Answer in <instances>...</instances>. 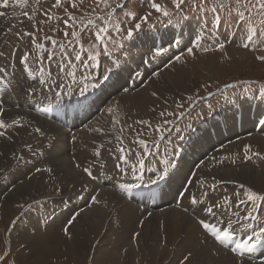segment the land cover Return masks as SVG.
Segmentation results:
<instances>
[{
  "label": "rangeland",
  "instance_id": "1",
  "mask_svg": "<svg viewBox=\"0 0 264 264\" xmlns=\"http://www.w3.org/2000/svg\"><path fill=\"white\" fill-rule=\"evenodd\" d=\"M54 2L55 0H27V2H24V0H22L20 4H16L14 2L13 6H8L7 9L1 7L0 10L3 9L7 13L9 18H6L4 26L0 29L2 30V33L0 34V51L7 52V54L10 55V57H12V60H15L18 63V67L20 70H22V66L19 63V58L22 52L30 51L31 53L30 69L36 72L35 74L41 73L39 71L40 68H44L45 69L44 72H48V73L50 70L51 75L55 76L60 84L68 86L60 90V91H64V93H68L69 91L67 90H70L71 88H72L71 90H73L74 88L78 93L82 92V89H86L85 92H96L102 89V87L106 86V84L110 80L120 79L117 77L118 74L117 72L119 70H121L122 72L123 68L129 67L126 66L127 64L126 65L123 64L124 62L123 61L124 56H122L123 50L125 48L128 49L129 48L128 46H131V48H133V50L135 51V52L134 51L131 52L132 54L131 57L133 56V54L134 55L139 54L140 52H142V50L137 48L136 41L138 42L139 40L146 38L147 36L151 37L152 36L151 34H153L154 31L164 27L167 23H169L168 25H170L168 28H170L171 26L174 27L177 24H183L186 27L185 24L186 22L195 21V20L198 21L200 19L203 20V25L204 23L205 24L209 23L208 17H206L205 13L196 11L191 6L194 3V0H186V3L182 6L183 7L182 13H176V10L174 9L173 6V0H156L157 3L166 5L173 12V15L170 18H167V17H162L160 16V14L155 13L153 11V14L150 17L149 21L142 25L141 30L138 33H136V35L131 40L120 41L119 34H117L113 30H110L113 39L123 43V47L122 48L117 47L116 45L109 42V46L113 49L112 52L107 55H101V57L95 63H93L90 59H88V57L94 54L92 53L91 45L95 42V36L92 34V30L85 29L84 31H81V28L83 27V25L87 24V21L89 19H94L97 15H104V13L107 12L108 10L107 9L101 10L100 8H97L95 12H92L91 6L93 5V0H84V3L80 5L78 9H72L67 3V0H65V2L63 3V7L60 9H53V13H52L54 17H64L66 19L67 17L65 16L63 9L67 8L69 12H72L76 16L77 27L74 29L65 28L62 21L58 19H52L46 21L45 17L43 16V12L49 9ZM209 2L211 3V0H209ZM0 3H2V0H0ZM127 7L135 11L139 15H142L148 11H152V9L147 3V0H127ZM25 12H27L31 18L26 17L24 15ZM117 18H119V20L122 21V27L131 26V21H128L119 10L113 17L114 20ZM252 19L255 24H258L260 19H262V17L253 16ZM29 21L32 22L28 23ZM167 29L160 31L159 32L160 35L166 32ZM196 29H197V34L200 35L201 38L195 41L193 40L189 44V45L192 44L194 45L193 50L195 56L193 57L188 55V52L180 55L183 61L181 63H183L187 68V70L189 71V77H188L189 79L188 81L182 84L181 95L179 94L175 97L173 96L174 104L167 109L168 111L165 112V113L172 112L175 113V115L173 116L166 115L164 117L159 116L158 120L152 122L150 121L152 127H149L145 124L138 123V121L141 120L149 121L148 119L138 116L137 114H135V112H133V110L130 107H127L119 114L120 115L119 117L111 118V120H109L111 127L116 126V128L119 129L120 132L119 136L122 141V143H120V146L122 147V149L126 150V152L124 151L123 153L125 161L122 164L123 166L122 168L124 170L122 175L124 176H131L130 172H134L135 170L136 173H139L141 171L139 169L141 167L140 164L141 160L136 158V156L133 157L134 163L132 164L133 170L134 168L135 170L127 171L126 169V167L131 164L130 163L126 166L128 161V152L130 149H132L130 147L132 146L136 148L135 145L139 144L140 140L147 141V148L146 149L143 148V150H145L144 153H147L151 149L161 146V141L164 136L168 137L172 133L174 134L176 132L190 130L191 122L193 121L194 118L200 116L201 119H203L205 117L200 113L202 112L210 113L211 111L220 110L221 108H223L224 98L227 101L238 100L242 98L240 99V101L242 102L246 98H251V97H254L256 99H264V87H262V85H264V63H261L258 60H256L255 54L253 52L238 46L241 43V40L233 39L231 35V33L236 30L232 28L231 25L228 23L226 24L221 23L220 41L223 42L225 39H227L231 42L227 43L226 48L223 51H217V50L204 51L205 48L215 49L216 38L215 36H211L212 40L209 41L206 38L209 35L208 33L205 34L204 32V34L202 35L201 30L197 25H196ZM10 31H16V33H11ZM65 31L69 33L68 37L64 36ZM72 31H76L78 33V36L73 37L71 35ZM30 32L34 33V36L29 37L25 35L26 33H30ZM156 36H158V34ZM52 39L57 41V46L55 48H53V45L50 42ZM33 40H35L36 43L43 44L44 48L43 49L37 48L36 44L32 43ZM69 41H72L73 43L70 45ZM197 44H199L200 46L197 47ZM60 45H65L64 51H67L69 57L73 58L72 63L73 65H75V67L65 68L66 58L62 55V50L59 47ZM81 45H83V49L85 50L83 56L84 62L89 65V67L87 68L82 67L81 62L76 61L74 59L75 53L81 50ZM237 51L247 54L246 56L247 58L242 57V55H239L238 57L233 56L232 53ZM49 54H53V59L51 60L49 59ZM137 56H135V58ZM41 57H43V60H41ZM111 58H113V60ZM174 62L176 61L174 60ZM108 68H113V72L110 74V79L107 82H103L102 87L93 88L92 84L95 83L96 79L100 77L102 74H104L105 70ZM61 69H63V71H61ZM72 71L76 72V76H75L76 83H72L73 78L67 74ZM125 72L124 73L122 72L123 77L120 80L123 81L125 84H128L132 91L134 90V88H132L131 84L132 83L134 84L135 82L136 72L135 71L133 73L131 72L125 73ZM145 74L146 77L143 84L141 83V85L139 86L137 85L135 91H140L141 89L146 88L152 80H156L155 79L157 77L156 75H153L147 71L145 72ZM84 77H87V79L85 80ZM245 81L249 83H244ZM171 89L174 90L173 88ZM171 92L172 91L169 90V93ZM123 95H125L124 92L123 94H119L116 97L117 99H120L121 96ZM189 96H192L193 100L189 101L187 99ZM114 99L109 100L105 108H108V106ZM180 104H182L183 107H178V105ZM3 108L5 109V113L16 114L18 112V109L13 110V109H7L5 107ZM120 109L121 107L115 110L117 114L119 113ZM181 113H183V115H181ZM100 115L101 114L97 116L96 120L99 119ZM103 116H104V112L102 114V117ZM165 120H170L171 123L164 124ZM116 121H119V123H115ZM51 125L53 130L57 131L61 135L65 132L63 135L64 136L65 134L67 135L66 131L62 130L63 128L60 127L59 125L56 124L57 125L56 126L49 123V126ZM161 125H163V130H164L163 136H161L160 133L156 131L157 127H160ZM43 134L44 135L48 134V131H44ZM258 136L259 137L261 136L262 138L264 137V135H258ZM79 137L81 139L80 134ZM36 139H37L35 140L36 142L34 141L31 144L29 143V145L27 146L28 148H30L29 151L32 149L35 153H37L39 159H37L32 166L27 168L19 178L16 177L11 178V177L14 174L12 172L18 169V167H16L18 164H22V163L26 164L28 162L27 157H25L26 159H22V160L18 159V157L21 156L20 155L21 151H19L20 153L14 152V156H12V160L4 163L0 168V176H1L0 188L4 186L1 189V194H0V256L4 255L5 252L9 253V255L2 262H0V264H13V262L14 264H23L22 261L20 262L18 260L16 250L13 249L12 243L13 241H17V236L20 229L24 228L23 224L26 221L25 217H27L30 213L36 211L39 208L40 203H42L41 207H43L46 204L45 195L35 191L30 193V196H28V198L26 197V199L22 198L23 197L22 196L21 197L22 201L19 203L15 202V204H13V209L1 208V205L8 196V194L16 190L18 184L20 185L22 183L24 184L26 181L28 180L31 181L34 178L41 176L43 174V170L41 172H36L35 171L36 169L33 168L35 167L40 169L52 168L53 170L52 173H48V172L46 173V179H45L46 186L44 188L46 195L51 193L55 195V192L53 191V187L55 185V179L58 177V166L61 164V162L60 160L57 161V159L53 162L51 160V157L46 155L44 152L45 150H47L48 152L52 151L49 150V148H51L52 145L54 144L56 137L51 136L49 139H40L36 137ZM68 141L70 142L71 139ZM140 146L144 147L143 145ZM53 148L54 147H52V149ZM22 151H24L23 154L24 156L26 153L28 154L31 153L28 152L27 148H24V146L22 148ZM255 151H260L262 154H264V152H262L259 149H255ZM70 152L72 151L69 150L66 152V157L69 155L67 158H69L68 160L70 161V164H73L74 162V159H72L73 153L70 154ZM136 153L138 154L140 153V151L136 149ZM249 155L251 156L252 153H249ZM231 156L232 157L228 156L229 158L225 160L223 163H217L216 160H212L213 157L212 154H210L207 158L213 163L212 167L215 173L220 174L221 176H223L222 174H224L226 171L229 170L237 169L241 173L242 170L252 169L254 172L261 171L260 173L263 174V178H264V172H263L264 159L256 158L254 156L252 157V159H245L243 157V153H239ZM200 165H202V162L200 163ZM145 167H147V165L144 162L143 168ZM71 169L72 171L75 172L77 170V166L71 165ZM18 171L19 169L17 170V172ZM114 171L115 173L118 172V168H115L113 172ZM124 172L126 174L129 172L130 174L128 173L127 175H125ZM5 177L6 179H4ZM239 179L243 180L240 177ZM223 181H224L223 183L219 182L216 184L215 188H217L219 184H223L217 188L218 190L217 194H219L221 191L222 192L219 194L218 197L216 195L212 198V205L216 204L218 201H221L224 196H230L232 199L233 207L229 210H225L221 208L220 211L221 214H219V217L223 219L224 216L227 219H231L233 221L232 222L233 224L236 223V221L238 220V218H234L236 217L233 215L234 211L239 212L240 216H243V214H246L249 210L242 208H249L250 211L252 210V206L250 204L239 205L238 207L236 206L239 200L245 199L243 193L246 192L248 188H252L254 191L260 194H264V181L257 182L256 184V182L252 179V177H246L245 180L239 181L238 183H234V184L228 183L226 179H223ZM241 184L245 185L244 189L240 188ZM110 195L114 199H118V197H121L115 191L110 192ZM58 197L61 198V196H56L53 198L57 200ZM66 197L64 202H66ZM37 201H39V203H36ZM60 201L62 200L60 199ZM121 202L123 203L126 201L121 200ZM19 205H23V207H20ZM65 205L67 208V202L65 203ZM256 207L259 210L257 214L259 216H264V208H261L259 203H257ZM87 209L88 208H83L78 211L76 210V212H80L81 215ZM216 209L219 210V208ZM62 210H65V208L63 207L61 211ZM164 210L165 209L159 210L162 213L153 214V211H149L142 208L139 209V211L143 216L140 217V222L137 224L138 228L139 227L143 228L145 221H147L151 217H161ZM75 213H69L68 215L65 216L66 222L64 226L66 225L68 227L72 226V224L68 225L67 222L70 219V217ZM148 213H151V216H148ZM227 214L231 215L232 217H228ZM79 216L76 218L75 222L79 220ZM13 221H16L15 224L13 223ZM141 221H143L142 226H141ZM193 221L196 225L199 226L196 220L193 219ZM40 228L43 230L46 229L44 224L42 226L40 225ZM29 230L33 234H35L36 232V230L33 229L32 227ZM199 230L203 236L208 237L210 240L212 239L211 237H209L208 235L202 232L200 226H199ZM256 230L258 231V228ZM117 237H118L117 234H113V239L116 238L114 240V243L117 242V245L114 244L110 246L109 248L110 252L117 246L123 244V242L124 243L131 242L129 240L130 238L127 236L119 240L117 239ZM135 239L136 238H133L134 241L131 242L132 244L136 243L137 239L136 240ZM212 242L215 243L213 239ZM216 245L218 248L222 249V247L218 243ZM160 251H162V249H160ZM222 251L231 254L234 257L231 251L224 249H222ZM186 254L187 253L183 255L182 254L176 255L175 258L164 257L165 259H161L156 264H180L181 260L183 259V256ZM246 260L248 262L249 260L250 262H257V263L259 262L260 264V261H253L247 258ZM101 261L103 260L96 261L92 253L91 254L85 253L83 258L79 259V261H74L72 263L67 262L66 264H97L100 263ZM138 264H141V259L139 260ZM142 264H144V262H142Z\"/></svg>",
  "mask_w": 264,
  "mask_h": 264
},
{
  "label": "bare ground",
  "instance_id": "2",
  "mask_svg": "<svg viewBox=\"0 0 264 264\" xmlns=\"http://www.w3.org/2000/svg\"><path fill=\"white\" fill-rule=\"evenodd\" d=\"M13 4L14 1L9 0V6H13ZM0 12L4 13L3 16H0L1 29L5 24L6 18L9 17L3 9ZM172 29L178 33V35L174 36L184 37L188 45L194 40L193 37L197 33V29L196 31L188 29L183 24H177ZM184 30H187V32L185 33ZM168 32L169 28L161 35L170 37ZM1 33L2 30H0ZM128 47V49L125 48L123 50L122 56L131 65L134 59V54L131 57V52L134 50L131 46ZM232 55L236 57L239 55H242V57L247 56V54L238 51L233 52ZM117 73L118 78L122 77L121 70ZM157 73L159 75L155 78L156 80H152L146 88L140 91L127 89V91H124L125 95L121 96V98L119 97L120 99H117L116 96L123 94V92L116 93L111 99L116 98L109 105L113 107V113L109 114L106 111L107 108H105L98 120L96 119L99 114L91 123L85 125L82 130L77 131L76 140H73V136L68 138V134L64 136L65 132L61 135L53 130L52 125L49 126V123L56 124L34 113L21 109H18L16 114L4 113L5 119L9 121L17 116H23V123L25 124L24 128L10 130V134L11 132L16 133L12 140L0 137V168L4 163L12 160L14 152L21 151L19 153L23 156V159H26L25 157L28 159L26 164L22 163L16 166L19 171L17 172L18 169L13 171L12 173L14 174L11 178H19L27 168L39 159V156L37 154L33 155L34 151L32 149L29 151L30 148L27 146L29 143L31 144L37 140L36 137L40 139H49L51 136L56 137L54 142L55 147L53 149L52 147L49 148V150H52L50 152L45 150L44 153L50 156L53 162L56 159L61 162L58 166V177L55 179L53 187L55 195L61 196V198L54 199L53 197L56 196L52 193L46 195L44 187L46 186L47 171H43L41 176L31 181L28 180L24 184H18L16 190L10 192L1 205V208L13 209L15 202L19 203L22 201V198H28L32 192L37 191L45 195L46 204L41 207L42 203H40L36 211L25 217L24 228L20 229L17 241H13L12 243V247L16 250L17 258L20 262L22 261L23 264H66L67 262L79 261L85 253H92L96 261L103 260L97 264H138L140 259L141 264L142 262L144 264H156L161 259L175 258L176 255H183L191 251L193 256L191 257V261L186 262V264H234L235 257L223 252L222 249L226 250L225 248H218L217 242L200 227L202 232L211 237L216 244L212 242V239L210 240L208 237L202 235L199 230L200 224L198 223V226L193 221L194 219L198 222L200 220L199 217L202 218L200 213L192 212L196 214L194 215L185 212L182 207H171L165 209L161 217H151L145 221L143 228L139 227V229L137 224L140 222V217L143 216L139 209L142 207L129 202L121 195L118 199H114L110 195V192L114 190L107 187H99L94 183V179L89 178L82 170L83 167L90 166L93 170V175L97 177L104 170L113 173V170L118 168L117 165L122 168V164L125 161L123 153L126 150L121 151L122 147L120 143L122 141L119 136V129L116 126L111 127L109 120L119 117V114L127 107H130L138 116L144 117L151 122L158 120L159 113L161 111H168L167 109L174 104L173 96L181 95L182 84L189 79V71L183 63L177 61H173ZM169 90L172 92L169 93ZM153 91L157 92L158 97L151 95ZM251 99L262 103L258 112L259 115L263 116L264 99L246 98L243 101V104L247 103L246 108ZM114 101L118 103H114ZM120 107L121 109L117 114L115 110ZM153 109L155 110L153 111ZM103 112L104 116L102 117ZM34 127H41L43 132L48 131V134L41 135L36 133ZM97 129L102 131H97ZM62 130L66 131L64 128ZM66 133L68 132L66 131ZM79 134L81 135V139ZM70 139L71 141L69 142L68 140ZM72 142H74V148L71 147ZM244 144H251L253 151L259 149L264 152V137L250 134L221 146L211 154L217 159L222 156L232 157L231 155L243 153ZM23 146L31 153H26L24 156V151H22ZM97 149L100 151L99 156L95 155ZM69 150L72 151L70 154L73 153V164H70L69 158H67L69 155L66 157V152ZM209 155L201 161L202 165H200L201 162H198L195 166H192L190 173L187 174L186 180L188 178L193 179L191 174L195 173L196 177L202 178L205 181L203 186L194 184L190 188L192 193H197L200 190L211 187L212 184L219 183L221 179H226L231 184L243 181L246 177H252L256 184L257 182L264 181L263 174L260 173L261 171L254 172L252 169L242 170L241 173L237 169L229 170L222 174L223 176L216 174L212 167L213 163L207 158ZM71 165H80V167H77V170L74 172L71 169ZM33 168L36 169L35 167ZM139 169L142 171L144 168L140 167ZM135 171L130 172L131 177L137 174ZM127 174L125 173V175ZM213 176L216 177L215 181L212 179ZM239 177L243 180H240ZM3 187L0 188V194ZM97 193H99L97 199L101 201L99 204H95L91 200V197ZM65 197L67 208L66 202H64ZM81 200L84 202L83 205L77 206V202ZM121 200L126 202L122 203ZM184 205L187 207L186 204ZM63 207L65 210L61 211ZM83 208L88 209L79 216L77 222L75 220L72 226L68 227L71 236L69 238L62 229L66 222L65 216ZM214 211L216 213L219 212L217 209ZM157 213L162 212L159 210L153 211V214ZM43 224L46 227L45 230L40 228V225L42 226ZM237 225L236 229L245 228L241 224ZM31 227L36 230L35 234L29 230ZM136 232H139L140 235L138 238L136 237L137 241L133 245L131 242L134 241V233ZM113 234L118 235V240L127 236L131 242L118 244L119 246L110 252V246L117 245V242L114 243L116 238L113 239ZM246 262L245 264H259V262H250V260L249 262L246 260Z\"/></svg>",
  "mask_w": 264,
  "mask_h": 264
},
{
  "label": "snow or ice",
  "instance_id": "3",
  "mask_svg": "<svg viewBox=\"0 0 264 264\" xmlns=\"http://www.w3.org/2000/svg\"><path fill=\"white\" fill-rule=\"evenodd\" d=\"M16 4H20L22 0H14ZM24 2H27V0H24ZM65 0H55V2L51 5V7L43 12V16L45 17L46 21L52 20V19H58L62 21L65 28H76V16L67 10V8H64L65 16L64 17H54L53 16V9H60L63 7V3ZM67 3L72 9H78L80 5L84 3V0H67ZM148 5L152 9V11L145 12L142 15L137 14L135 11L129 9L127 7V0H93V5L91 6V11L95 12L97 8H100L101 10L107 9L108 11L104 13V15H97L94 19H89L87 21L86 25H83L81 28V31H84L85 29L92 30V34L95 36V42L91 45L92 55L88 57L93 63H95L101 55H107L112 52V48L109 46V42L116 45L117 47L122 48L123 43L120 41L123 40H131L136 33H138L142 25L147 23L150 19V17L153 14V11L155 13L160 14L162 17L170 18L173 15V12L166 6L162 5L161 3H157L156 0H147ZM186 3V0H173V6L176 10V13H182L183 12V5ZM9 6V0H2V3H0V7L7 8ZM194 10L205 13L206 17H208L209 23L205 25V31L210 36H215L216 38V45L215 49L212 48H205L204 51H223L226 48L227 43L231 42L227 39H225L223 42L220 41V30H221V23H228L231 25L232 28H234L236 31H233L231 33L233 39H240L241 43L238 45L239 47H242L246 50H249L255 54V59L258 60L261 63H264V0H211V3L209 0H194V3L191 5ZM120 11L123 16L128 20L131 21V26L129 27H122V21L117 19H113L117 11ZM4 13L0 12V16H3ZM24 15L28 18H31L27 12L24 13ZM253 16H260L262 19H260L258 24H255L253 22ZM98 21V23H97ZM110 30L115 31L120 36V41H117L113 39ZM25 35L32 37L34 36V33H26ZM71 35L73 37H77L78 33L76 31H72ZM64 36L68 37L69 33L67 31L64 32ZM51 44L53 45V48L57 46V41L52 39ZM32 43L36 44L37 48H44L43 44L36 43L35 40L32 41ZM73 42L69 41V44L71 45ZM200 45L197 44V47ZM60 49L62 50V55L66 58L65 61V68L75 67L73 65L72 57H69V54L67 51H64L65 45H60ZM85 50L83 49V45H81V50L79 52L75 53L74 59L76 61L81 62L82 67H89L88 64L84 62L83 56H84ZM164 52V49H157L155 53L152 56V59H155L156 56L161 55ZM188 55L195 56L193 48L189 47L187 49ZM30 51H23L20 58L19 63L22 66V70L25 72H30ZM49 59H53V54H49ZM41 60H43V57H41ZM175 61L177 62H183L181 56L177 55L175 57ZM9 66H0V91L9 89L11 87L12 78L15 76L14 72L9 71ZM41 73H44L45 69L40 68L39 70ZM63 71V69H61ZM113 72V68H108L105 70V73L102 74L100 77L96 79V82L92 84L93 88H100L103 86V82H107L110 79V74ZM69 76L73 78L72 83H76L75 76L76 72L72 71L67 73ZM153 75L158 76L159 73H153ZM49 76H51V71L49 70ZM137 78L141 79V83L143 84V73L137 72L136 73ZM86 80L87 77H84ZM244 83H249L245 81ZM40 84L44 85L48 91H52L53 87H55L57 93L64 88L68 87L67 85H62L57 82L55 79H51V86L49 85L48 80L41 79ZM264 87V85H262ZM86 89H82L83 91ZM127 91V89H125ZM37 89L35 88H29L27 90V94L29 96L36 94ZM153 97H158L157 92L153 91L151 93ZM189 101L193 100L192 96H189L187 98ZM114 103H118L115 102ZM178 107H183L182 104L178 105ZM155 109H153L154 111ZM106 111L111 114L113 113L114 109L113 107L109 106ZM5 109L0 106V137H4L8 140H12L13 136L16 135L15 132H11L12 129L17 128H24L25 124L23 123L24 117L23 116H17L14 119L6 120L4 117ZM161 117L164 116H173L175 113L168 112L165 113L164 111H161L159 113ZM183 115V113H181ZM115 123H119V121H116ZM138 123L145 124L149 127H152L150 121L141 120L138 121ZM171 123L170 120H165L164 124ZM261 124H264V121L260 122ZM34 131L36 133H39L43 135V129L41 127H34ZM97 131H102L100 129H97ZM157 132L160 133L161 136H163V125L160 127H157ZM76 137L73 136V140H75ZM180 139H183V137H180ZM140 145H143L144 148H147V141L140 140ZM52 147H55V144L52 145ZM123 152L124 149H121ZM249 153H252L250 156ZM37 153L33 152V155H36ZM95 155L99 156L100 151L97 149L95 151ZM264 159V154H262L260 151H253V146L251 144H244L243 145V157L245 159H252V157ZM18 159H23V156L18 157ZM126 159V158H125ZM227 156H222L218 160L215 156L212 157V160H216L217 163H223L225 160H227ZM143 160L140 161L141 167H143ZM77 167H80V165H77ZM118 168H120L121 173H123V168H121L119 165H117ZM83 172L91 179H96L97 177L93 175L92 168L89 167H83ZM36 172H41L42 169L36 168ZM43 171H47L48 173H52V168H47ZM167 170H163L161 175L158 177V180H162L167 175ZM193 179L187 180L185 183L188 185V187H185L183 191L180 193V196H187L190 199L191 204L197 205L201 204L202 200L199 199L196 194L192 193L190 191V188L194 186V184H199L203 186L205 183L204 179L196 177L195 173L191 174ZM31 178V177H29ZM213 181L216 180V177H212ZM152 183H157V180L151 181ZM221 183L224 181L221 180ZM128 187H136V185H128ZM216 184H212L211 188L215 190ZM241 189L245 188V185H240ZM93 195L91 197V200L95 204H99L101 201L97 199V196ZM205 197L207 196V193L205 192L203 194ZM245 196V199L239 200L237 207L239 205H245L250 204L252 206V210L248 211L245 215L240 216L239 212H233L234 216L238 217V220L236 221L237 224H240L242 221L247 222L242 224V227L252 229V234L249 236L248 241H244L242 243H236L234 247L230 249V251L234 254L235 260L234 264H245V256L246 252L245 249L251 250V246L249 244V241H253L254 238L259 235L264 237V216H259L258 209L256 207L257 203L260 204L261 208H264V194H260L256 191H254L252 188H248L246 192L243 193ZM36 203H39L37 201ZM20 207H23V205H19ZM233 207L232 199L230 196H224L221 201H218L216 204L208 205L205 204L203 211L207 212L209 215H215L214 209L216 208H223L225 210H229ZM187 211V209H185ZM80 215V212H76L73 214L70 219L68 220L67 224L71 225L76 218ZM148 216H151V213H148ZM16 221H13L15 224ZM198 223L201 225V227L204 229V231L210 235L219 245L226 246L228 241L232 238L234 229L228 228V229H222L217 228L215 225L210 224L206 222L205 219L198 220ZM228 224L231 225L232 221L229 219ZM143 225V221H141V226ZM258 228V231L256 230ZM63 231L66 236L71 238L70 233L68 231V226H65L63 228ZM140 233L136 232L134 233V238L139 237ZM9 255L8 252H5L4 255L0 256V262H2L7 256ZM193 256V253L191 251L187 252L186 255L183 256V259L181 260L180 264H186V262L190 261V258ZM14 264V262H13ZM260 264H264V260L260 262Z\"/></svg>",
  "mask_w": 264,
  "mask_h": 264
}]
</instances>
